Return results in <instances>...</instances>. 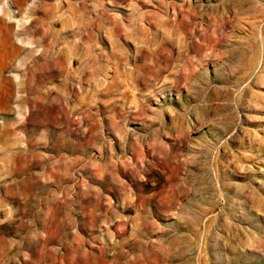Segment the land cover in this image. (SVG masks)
Here are the masks:
<instances>
[{
  "label": "rangeland",
  "instance_id": "rangeland-1",
  "mask_svg": "<svg viewBox=\"0 0 264 264\" xmlns=\"http://www.w3.org/2000/svg\"><path fill=\"white\" fill-rule=\"evenodd\" d=\"M100 1L9 97L1 17L0 264H264V0Z\"/></svg>",
  "mask_w": 264,
  "mask_h": 264
},
{
  "label": "bare ground",
  "instance_id": "bare-ground-1",
  "mask_svg": "<svg viewBox=\"0 0 264 264\" xmlns=\"http://www.w3.org/2000/svg\"><path fill=\"white\" fill-rule=\"evenodd\" d=\"M15 1L18 2L17 3L18 10L16 9L17 12L14 10L12 5L10 4V0H5L4 5H0V12H1L0 20L2 19L1 17L4 16L8 21L7 23L6 20H4L3 18L5 22V27H6L5 41L9 42V38L11 36V34H9V30L11 28V25L13 26V28L15 27L14 28L15 32L13 33L14 38L17 41H19L18 43L19 46H13L12 55L15 56V65L12 68V71H11L12 73H9V78L6 79L7 87L5 88V92H6L7 97H9L10 94L12 93V86L14 85V82L17 83L18 85L17 89L19 91L23 90L22 86L24 82H21V81L19 82L16 80L18 76L16 71L20 70V67L22 65L23 56H27V59L31 57L32 61L34 59L36 61L37 57L46 59L47 56H50V58H48L49 59L48 66H50L51 69L52 67L66 69L68 68L70 56L76 55V51H73L72 47H69L67 43L61 44L59 41L60 35L68 31H72L74 34H77L83 27L85 28L87 26H91L92 24H94L97 27H106V25L108 24V21H107L108 19L104 17V14H105V9L103 8L104 4L100 0H92L91 10L88 9L90 10L91 15H93L92 16L93 18H91L90 16H86L87 5L85 4V2H87L88 0H80L78 1V4L76 3L77 0L75 1H72V0L53 1L52 0L51 2H49L48 6H46L45 8L42 7L43 4H41L40 2L37 3V1L35 2L34 0H15ZM5 6L6 8L4 9ZM22 8L23 10H21ZM37 12L42 13V16L41 15H40L41 17L39 16L40 23L42 24V26L41 28L37 27V29L39 28L40 31L36 29L30 32L29 30L30 27L26 26V24L29 23L27 22V18L30 15L37 13ZM35 18L36 16L33 18V20ZM27 33L28 35L30 34V35H33L34 37L36 35L38 36L37 38L38 40L35 39L37 44L33 45V42H35V40L32 42L31 38H28L26 36ZM111 33L113 35H116L115 28L112 30L111 29L106 30L107 36L110 37ZM111 43L114 44L113 39L111 40ZM136 45L138 46L137 50L141 49V46H139L137 42H136ZM37 46H40L41 48L39 47L37 48ZM36 51H39L37 56H35ZM81 55H83L82 51L78 54V56H76L77 59H79ZM26 63L27 62H25V66H26ZM118 65L119 64L116 63L115 68H118ZM27 67L28 66H26V68ZM123 73H125L127 76L130 74L128 67L125 70H123ZM20 78H22V75ZM54 89H57V88L54 87ZM25 92L27 94L26 90ZM62 92L65 93V91H62ZM51 101L54 102L53 98Z\"/></svg>",
  "mask_w": 264,
  "mask_h": 264
}]
</instances>
